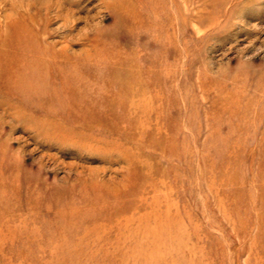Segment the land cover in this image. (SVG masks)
<instances>
[{
    "label": "rangeland",
    "instance_id": "1",
    "mask_svg": "<svg viewBox=\"0 0 264 264\" xmlns=\"http://www.w3.org/2000/svg\"><path fill=\"white\" fill-rule=\"evenodd\" d=\"M173 1L0 0L54 105L0 91V264H264V0Z\"/></svg>",
    "mask_w": 264,
    "mask_h": 264
},
{
    "label": "bare ground",
    "instance_id": "2",
    "mask_svg": "<svg viewBox=\"0 0 264 264\" xmlns=\"http://www.w3.org/2000/svg\"><path fill=\"white\" fill-rule=\"evenodd\" d=\"M184 0L180 1V4L185 7L186 3L183 2ZM169 3L172 5L174 3L173 0H118V3L120 5V11H125L127 14H131L135 21L132 22V26H135L138 30L142 31H156L157 28H162V25H159L157 23H151L149 21V17L146 15L145 10H142L143 8L147 9L149 8L150 11H154L156 8L161 7L163 9L164 3ZM227 3V1H222L219 6L216 8H212V11L210 14L213 16V20L215 21V18H217L220 15H226L228 13H232L234 11L233 6H229L227 10L223 8V6ZM54 9V8H53ZM91 14V13H90ZM125 14V15H127ZM122 20L126 18V16L122 15ZM126 20V19H125ZM169 20V19H168ZM125 22V21H124ZM123 22V23H124ZM173 27V23L169 26V29ZM71 37V36H70ZM9 40V39H8ZM4 41V40H3ZM7 42V40H6ZM4 42L6 45L7 43ZM29 45V44H28ZM9 46V45H8ZM33 49L30 52L34 53V56L32 57V62L28 63L21 59V55H23V52L26 51L24 47H20L19 45H13V48L16 50L15 53L11 54H4L6 52L1 53V55L5 56V61L0 63V91H5L9 95L14 94L16 95V102L12 103L11 101H8V107L12 109L16 115L18 113L22 112H29L31 109H44L47 108L49 110H52V107L54 105L50 104L49 96L46 95L45 92V85L43 83V80L47 71H48V63H46L44 60H42V55L47 53L44 49H39L38 45H32ZM30 47V46H29ZM31 49V48H30ZM29 52V53H30ZM49 52V51H48ZM48 54V53H47ZM37 55V56H35ZM38 57V58H37ZM36 58V59H34ZM34 59V60H33ZM51 69V68H50ZM53 72V70L51 69ZM4 92V93H5ZM90 92H87L86 96L88 98H85V102L91 103L93 99L89 97ZM23 102L28 103V107H23L21 104ZM94 102V101H93ZM92 102V103H93ZM95 103V102H94ZM96 104V103H95ZM64 105V104H63ZM61 104V106H63ZM69 108H74V110H82L78 109L74 106H69ZM43 120V119H42ZM41 121V120H37ZM41 123H44L45 126H47V129L56 131L58 129H62L63 125H61L58 121H51L46 120V122L42 121Z\"/></svg>",
    "mask_w": 264,
    "mask_h": 264
}]
</instances>
